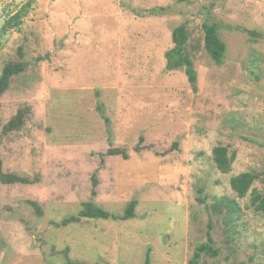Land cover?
<instances>
[{
    "label": "rangeland",
    "instance_id": "1",
    "mask_svg": "<svg viewBox=\"0 0 264 264\" xmlns=\"http://www.w3.org/2000/svg\"><path fill=\"white\" fill-rule=\"evenodd\" d=\"M23 7L0 50V73L20 46L30 63L0 94V169L36 183L0 182V264H187L209 217L196 185L210 204L264 169V0H0V23ZM213 22L226 56L200 51L194 91L165 53L174 28L195 39ZM18 110L23 127L4 134ZM218 144L236 154L230 174L213 165ZM131 201L134 217L118 220ZM85 202L111 217L52 225ZM238 203L239 258L264 264V216Z\"/></svg>",
    "mask_w": 264,
    "mask_h": 264
},
{
    "label": "trees",
    "instance_id": "2",
    "mask_svg": "<svg viewBox=\"0 0 264 264\" xmlns=\"http://www.w3.org/2000/svg\"><path fill=\"white\" fill-rule=\"evenodd\" d=\"M178 3H184L187 0H176ZM26 12V7L17 11L14 15L9 16L5 13L7 19L0 23V50L4 46L5 38L12 30L21 31L22 17ZM151 13L155 14L153 10ZM220 27L216 23L202 24V37L193 38L191 32L186 25H180L172 30L171 42L172 48L165 55L167 59V70H182L186 79L194 91H197V70L196 60L200 51L207 54L210 59L217 65H220L226 56V44L220 37ZM1 40H4L1 42ZM16 57L6 61L0 73V94L5 93L9 86L20 79L29 68V61L25 59V52L22 46L16 50ZM43 60L41 57L34 58V64ZM29 114V111L18 110L16 115L4 125L2 132L9 134L20 130ZM264 146V145H263ZM123 154V153H122ZM126 157V155L124 154ZM211 158L215 168L224 175L230 174L233 169L236 154L230 152L229 147L218 144L212 149ZM264 171V169H263ZM247 171L233 176L229 180L231 191L235 198L228 197H212L210 204H207V195L205 186L196 185L194 200L198 205L204 207V211L209 215L204 226L202 239L204 241L197 244L193 249L192 256L188 259L187 264H245L241 261L238 254L240 253V236L242 229V218L244 208L240 206L238 200H244L249 197V206L255 212L264 216V187L259 190L255 184L261 182L264 185V172ZM0 182L3 184H20L32 185L36 182L29 178L17 174H5L0 169ZM35 210L40 214V206L36 202H30ZM136 201H131L125 207L123 214L118 215V220H128L134 217ZM81 209L77 215L71 216L59 223H52L53 226L59 228L72 223H80L84 219H109L110 213L104 208L97 206L92 202L81 204ZM193 208V206L191 207ZM194 214L198 215L194 210ZM194 217V216H193ZM196 217V216H195ZM220 222L223 228L220 234L215 229L214 220ZM200 232V231H199ZM216 236H218L216 238ZM224 242V248H220L219 243ZM222 251L226 252L222 256ZM253 258H249L251 263ZM71 262V261H68ZM73 264H78L72 262ZM144 264H150L149 257H146Z\"/></svg>",
    "mask_w": 264,
    "mask_h": 264
}]
</instances>
